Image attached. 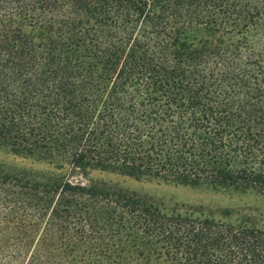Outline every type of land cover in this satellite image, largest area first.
Returning a JSON list of instances; mask_svg holds the SVG:
<instances>
[{
	"label": "trees",
	"instance_id": "trees-1",
	"mask_svg": "<svg viewBox=\"0 0 264 264\" xmlns=\"http://www.w3.org/2000/svg\"><path fill=\"white\" fill-rule=\"evenodd\" d=\"M0 149L54 168L0 170V264H264L248 216L72 179L264 195V0H0Z\"/></svg>",
	"mask_w": 264,
	"mask_h": 264
},
{
	"label": "rangeland",
	"instance_id": "rangeland-1",
	"mask_svg": "<svg viewBox=\"0 0 264 264\" xmlns=\"http://www.w3.org/2000/svg\"><path fill=\"white\" fill-rule=\"evenodd\" d=\"M0 170L10 174L25 172L33 176L44 177L53 172L54 168L47 163L14 155L0 149ZM72 179L82 183L102 181L117 185L131 192L151 197L167 207L191 205L202 207L205 211L215 213L231 210L252 218L260 225L264 224V195L253 192L237 193L228 190H213L206 187L194 188L156 179H135L117 173L98 170L89 172L86 178L77 175ZM13 199H15V194L10 192V190L2 189L0 191L1 216L9 211L10 201H13ZM19 200L21 204L31 201L28 196L26 198V195L24 197L20 196ZM239 214L235 213V215Z\"/></svg>",
	"mask_w": 264,
	"mask_h": 264
}]
</instances>
